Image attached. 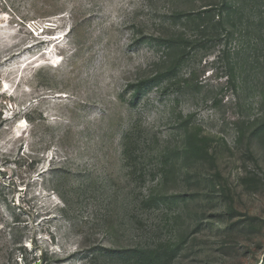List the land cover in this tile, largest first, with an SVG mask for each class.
Here are the masks:
<instances>
[{
	"label": "rangeland",
	"instance_id": "rangeland-1",
	"mask_svg": "<svg viewBox=\"0 0 264 264\" xmlns=\"http://www.w3.org/2000/svg\"><path fill=\"white\" fill-rule=\"evenodd\" d=\"M0 264H264V0H0Z\"/></svg>",
	"mask_w": 264,
	"mask_h": 264
},
{
	"label": "trees",
	"instance_id": "trees-1",
	"mask_svg": "<svg viewBox=\"0 0 264 264\" xmlns=\"http://www.w3.org/2000/svg\"><path fill=\"white\" fill-rule=\"evenodd\" d=\"M143 253L147 255V260L151 261L152 263H155L158 259L157 252L154 250L145 251Z\"/></svg>",
	"mask_w": 264,
	"mask_h": 264
},
{
	"label": "bare ground",
	"instance_id": "bare-ground-1",
	"mask_svg": "<svg viewBox=\"0 0 264 264\" xmlns=\"http://www.w3.org/2000/svg\"><path fill=\"white\" fill-rule=\"evenodd\" d=\"M29 64H31V62H30ZM58 65H60V63H59ZM58 65H57V67H58ZM24 127H25L24 125H21V126L19 127V129H20L19 132H21V130H22Z\"/></svg>",
	"mask_w": 264,
	"mask_h": 264
}]
</instances>
